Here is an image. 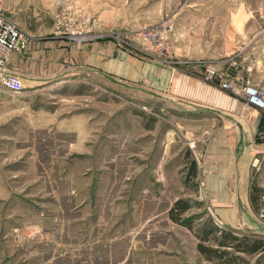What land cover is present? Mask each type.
<instances>
[{
	"label": "rangeland",
	"instance_id": "1",
	"mask_svg": "<svg viewBox=\"0 0 264 264\" xmlns=\"http://www.w3.org/2000/svg\"><path fill=\"white\" fill-rule=\"evenodd\" d=\"M137 2L141 8L127 9L122 23L137 51L157 56L147 31H158L168 51L177 20L194 34L201 19L207 30L200 37L211 40L216 21V42L236 54L237 82L264 81V59L257 58L264 54V0ZM45 11L46 0H0V15L22 31ZM254 57L258 66L249 70ZM22 85L19 94L0 91V264H219L196 250L198 241L215 245L218 232L201 240L204 229L222 225L201 187L186 179L193 145L186 132L194 127L185 114L117 83ZM262 160L258 170L250 166L255 212L264 196ZM177 198L191 205L181 215L189 229L167 217ZM238 255L231 264L264 260Z\"/></svg>",
	"mask_w": 264,
	"mask_h": 264
},
{
	"label": "crops",
	"instance_id": "2",
	"mask_svg": "<svg viewBox=\"0 0 264 264\" xmlns=\"http://www.w3.org/2000/svg\"><path fill=\"white\" fill-rule=\"evenodd\" d=\"M137 1L46 0V18L34 17L32 26L23 27L26 47L21 53L11 52L9 68L31 87L49 82L64 87L82 78L85 82L117 83L127 93L150 96L152 103L166 101L194 127L186 132L193 141L192 146L187 145L195 166L193 180L204 191L216 220L222 228L238 234L250 232L264 240V220L257 216L260 207L256 212L250 209L248 193L250 162L264 141L261 113L253 107L242 109L239 99L202 78L201 64L209 62L219 73L237 81L236 54L226 41L220 38L216 42L220 35L213 33L216 21L209 25L211 40L201 38L207 30L201 19L194 24L198 27L194 34L189 31L190 23L177 20L172 24L165 57L139 52L131 44L118 45L105 33L122 29V23L127 22L124 13L134 5L139 7ZM70 17L77 22L87 18L90 30L98 36L72 42L56 25L57 20ZM257 58L264 59V54ZM257 58L247 66L249 70L258 66ZM71 133L73 145L78 130ZM262 169L264 174V158Z\"/></svg>",
	"mask_w": 264,
	"mask_h": 264
},
{
	"label": "built area",
	"instance_id": "3",
	"mask_svg": "<svg viewBox=\"0 0 264 264\" xmlns=\"http://www.w3.org/2000/svg\"><path fill=\"white\" fill-rule=\"evenodd\" d=\"M90 21L85 18L82 22H77L70 18H63L56 21L59 29H62L67 37L75 43H83L96 38L98 35L94 34L90 28ZM110 36L114 42L122 46L127 44L126 38L128 35L122 32L121 28H114L105 33ZM260 35L264 38V29L261 30ZM129 36V35H128ZM146 40L148 44L154 47L155 53L158 57H165L167 55V48L160 43V33L158 31H147ZM27 43L26 35L8 18L0 15V91L11 94H19L23 90L21 77L9 68V61L11 52L21 53ZM147 44V43H146ZM148 49L149 46L145 45ZM202 66V78L205 81H214L217 87L226 91L230 95L241 101L242 109L253 107L261 113L262 123L264 126V81L257 84L238 83L237 81L219 73L215 67L209 63L204 62ZM264 158V141L256 150L250 166L254 170L259 169V163ZM258 218L264 220V196L261 199V206L257 212ZM261 264H264V260Z\"/></svg>",
	"mask_w": 264,
	"mask_h": 264
},
{
	"label": "trees",
	"instance_id": "4",
	"mask_svg": "<svg viewBox=\"0 0 264 264\" xmlns=\"http://www.w3.org/2000/svg\"><path fill=\"white\" fill-rule=\"evenodd\" d=\"M195 176V166L193 159L189 158L187 162L186 179H192ZM249 187L251 193L249 194L250 200L254 199L255 193L258 191L253 179L250 180ZM191 205L189 200L185 198H177L167 209V217L175 223L184 225L186 228H190L189 219L182 217L181 215L186 212ZM210 223V220H209ZM208 223V224H209ZM211 224V223H210ZM218 232V236L212 237L215 240V245H203L201 241L196 243V250L206 260H216L219 264H231L234 258H240V253L245 255H257L259 261L264 257V241L261 238L253 237L249 234H238L231 228H222L217 225H209V228L204 229L201 240H207L209 234L215 235ZM235 253L234 255H230Z\"/></svg>",
	"mask_w": 264,
	"mask_h": 264
}]
</instances>
